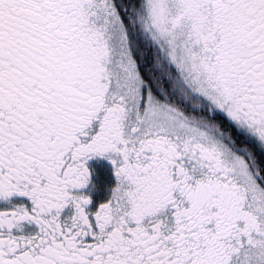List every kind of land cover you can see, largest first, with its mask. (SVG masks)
<instances>
[{
    "label": "snow or ice",
    "instance_id": "obj_1",
    "mask_svg": "<svg viewBox=\"0 0 264 264\" xmlns=\"http://www.w3.org/2000/svg\"><path fill=\"white\" fill-rule=\"evenodd\" d=\"M0 264H264V0H0Z\"/></svg>",
    "mask_w": 264,
    "mask_h": 264
}]
</instances>
